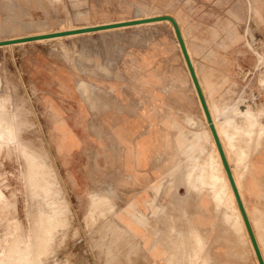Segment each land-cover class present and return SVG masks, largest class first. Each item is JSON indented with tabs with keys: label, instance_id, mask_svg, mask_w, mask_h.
Segmentation results:
<instances>
[{
	"label": "rangeland",
	"instance_id": "1",
	"mask_svg": "<svg viewBox=\"0 0 264 264\" xmlns=\"http://www.w3.org/2000/svg\"><path fill=\"white\" fill-rule=\"evenodd\" d=\"M160 13L178 23L264 261L249 215L250 211L255 218L264 216V137L259 149L254 150V141L248 154L241 156L248 166L239 175L229 138L210 107V102H218L242 111L250 108L256 114L264 110V0H0V43L117 25ZM109 30L0 49V101L8 108H23L28 120L23 137L46 150L56 174L65 207L47 214L64 210L69 217L68 222L60 215L54 217L65 232L48 264H165L167 249L155 242L154 232L163 230L175 242L177 232L186 230L185 220L175 222V212L169 208L173 192L169 179L187 163L180 150L181 133L202 132L203 125L239 221L236 231L244 258L232 257L230 244L219 238L208 192L202 195L200 209L192 213L190 223L207 233L210 264H260L173 30L168 24L106 33ZM190 47L203 51L208 60L194 55ZM189 118L198 123L188 124ZM244 139L239 144H245ZM6 152L0 159V172L15 190L12 205L19 210V220L26 223L30 199L20 179L23 160L17 153L8 158ZM158 185L166 188L159 203L167 208V217L162 215L161 220L152 215L149 204ZM107 191L113 195L112 207H92L91 196L96 202ZM32 200L36 211L40 199ZM136 214L146 217V226L134 218ZM4 223H0V245L9 242L1 236Z\"/></svg>",
	"mask_w": 264,
	"mask_h": 264
},
{
	"label": "bare ground",
	"instance_id": "2",
	"mask_svg": "<svg viewBox=\"0 0 264 264\" xmlns=\"http://www.w3.org/2000/svg\"><path fill=\"white\" fill-rule=\"evenodd\" d=\"M159 16H163V14L160 13L158 15L139 16L134 19L121 21L120 24L126 22H135V19H138L136 21H141ZM156 24H168L171 27L176 38L177 47L183 58V54L181 52L175 31L169 21L140 24L130 27H118L106 31V33L129 28H142L153 26ZM13 47V45H6L0 46V49L7 50L11 48L13 49ZM92 53H94V51ZM7 55L8 54H6L5 56ZM106 65L103 67V69L106 68ZM184 65L187 70L185 62ZM102 71L103 70H101V72ZM199 73L201 76L200 71ZM9 78L10 77H8V79ZM201 78L203 79L205 85L207 87L208 85H210L209 87L210 89H212L213 86H211L208 79L202 76ZM9 81L11 82V80ZM11 84L13 85V81ZM12 94L14 95V93ZM15 97H17V95ZM18 102L22 103V100H19ZM23 107L25 109V106ZM96 107L98 108V106ZM210 107L213 113L217 116L221 131L229 138V151L231 152V154H233L235 160H237L236 163L240 171L239 175L242 176L244 170L248 165L245 161L242 160L241 156L248 154L249 149H251V144L254 141V150L259 149V140L264 137V114H261L262 112L264 113V110L260 111V114H256L250 108L242 111L234 105L229 107H222L218 104V102H210ZM187 122L188 124L193 126L198 123H195L192 118H189ZM27 124L28 120L25 117L23 108H19L18 105L14 108H8L5 102L0 101V159L5 151H7L5 154L6 157L11 159L12 156H14V153H17V158L20 154V157L23 160V165L20 166V179L23 182L25 192L27 193V196L30 200H34L35 198L40 199L36 207V211L34 210L33 205L30 204V200H27L25 207L26 223L20 221L18 218L19 210L12 205L16 192L14 189H11L9 184L7 183L8 178H6V174L0 172V223L6 222V224L4 223V225H6V230L3 231V234H1V236L4 237V240L9 239V242L6 245H0H4L3 249H1L0 247V264L2 260L6 259L7 257L10 258V261H8L6 264H48V261L55 252V246L57 245V242L59 244L61 243V239L64 238L62 236H64L65 232V226H61L59 228L58 226H60V224L53 221L54 217L56 215H60L62 217H65L67 222L69 220L68 214H65L64 210H62L61 212L56 211L53 214H47L50 210L53 209H63V207H65V201H63L60 196V190L58 189L56 181V174L49 166L46 150L43 147H40L39 149L35 148L30 139L23 137V131L27 132ZM254 136H256V140H254ZM242 138H246L244 139L245 144H239V141ZM209 142V131L206 127H204V125L202 132L196 130L190 133V135L181 133L180 150L185 154L187 163L169 179L173 187V192L169 201V208H171L175 212V222L178 220L181 221V219L185 220L186 230L185 232H177V238L175 242H171V239H168L170 238V234H167L163 230L154 232L155 242H162L167 249L168 254L165 259V264H196L199 260L201 261V264H210V257L208 254L209 248L207 244L209 240L207 238V233L199 226L190 223L192 213L200 209L199 202L205 192H208L211 195V199L213 202V212L217 216L216 229L219 238H224V240L230 244L232 257H234L235 259L244 258L245 250L244 247L241 246V243L238 241L239 231H236V227L239 221L234 211H232V206L231 202L229 201L228 195V186L224 178L220 175L219 161L217 158H215L213 152L211 151V145ZM206 145H209V149H206ZM12 175L14 176V174ZM162 188V185H158L153 188L154 200L149 203L153 208L152 215H154V217L156 218L159 217V219L160 216L166 214L167 209L166 207L161 206L159 203V199L162 197L166 189ZM7 191L9 192V195H7ZM106 194L107 196L105 197L103 195L99 196L96 202H94V195H92L91 206H97V209L99 210H102V208L112 207V192L107 191ZM189 207L193 208L189 209ZM93 212L94 210H91V214ZM249 215L253 223L254 231L258 235L257 240L264 256V216L255 218L250 211ZM134 218L140 224L146 226L147 219L143 214H136L134 215ZM181 224L183 223L181 222ZM180 226V230L184 229L182 228V225ZM177 228H179V226H177ZM171 230L173 231V228H171ZM27 255H30V258H25V256ZM52 264H57V262L54 261Z\"/></svg>",
	"mask_w": 264,
	"mask_h": 264
},
{
	"label": "water",
	"instance_id": "3",
	"mask_svg": "<svg viewBox=\"0 0 264 264\" xmlns=\"http://www.w3.org/2000/svg\"><path fill=\"white\" fill-rule=\"evenodd\" d=\"M164 21H169L172 24L173 28H174L177 40H178V42L180 44V48H181L182 53L184 55V58L186 60V63H187L191 78H192V80L194 82V85H195V88L197 90L200 102L202 104L203 110L205 112L207 121H208L210 129H211L212 135H213V137L215 139V142H216V145L218 147L220 156L222 158L223 165L225 167V170L227 172L228 178L230 180V183H231L232 189L234 191V194H235L239 209L241 211V214H242L243 220L245 222L246 228L248 230L250 239H251L252 244L254 246L257 258H258L260 264H264V261H263L262 255L260 253L258 244L256 242V239H255L251 224H250L248 216L246 214V210H245L244 205L242 203V200L240 198V194H239L238 189L236 187V184H235V181H234L230 166H229L228 161L226 159V156H225V153L223 151L222 145L220 143V139L218 137L216 128L214 126L211 114H210L208 106L206 104L202 89L200 87L198 78L196 76V72L194 70L192 62H191L190 57L188 55V51L186 49V46H185V43H184L180 28L178 26L177 21L173 17H171V16H159V17L150 18V19H147V20H141V21H135V22H126V23L117 24V25L101 26V27H95V28H87V29H83V30H76V31H70V32H61V33H57V34H49V35H44V36H38V37H31V38H25V39L14 40V41L1 42L0 46H6V45H10V44L23 43V42H31V41L41 40V39H52V38H56V37H62V36H68V35H74V34H82V33H89V32H95V31L112 29V28H118V27H125V26L130 27V26H136V25H140V24L157 23V22H164Z\"/></svg>",
	"mask_w": 264,
	"mask_h": 264
},
{
	"label": "crops",
	"instance_id": "4",
	"mask_svg": "<svg viewBox=\"0 0 264 264\" xmlns=\"http://www.w3.org/2000/svg\"><path fill=\"white\" fill-rule=\"evenodd\" d=\"M190 48H191V47H190ZM191 50L193 51L194 55H195V54H196V55H197V54H198V55H201V56L203 57V59H204V60H206V61L208 60V58H207V57H205V55H204V52H203V51H201V52H200V51H198V52H195V51H194L192 48H191ZM192 216H193V214L191 215V217H192Z\"/></svg>",
	"mask_w": 264,
	"mask_h": 264
}]
</instances>
